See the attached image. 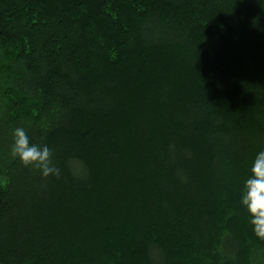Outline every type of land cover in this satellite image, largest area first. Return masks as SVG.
I'll list each match as a JSON object with an SVG mask.
<instances>
[{"label": "trees", "instance_id": "16d2710c", "mask_svg": "<svg viewBox=\"0 0 264 264\" xmlns=\"http://www.w3.org/2000/svg\"><path fill=\"white\" fill-rule=\"evenodd\" d=\"M261 150L264 0H0V264H264Z\"/></svg>", "mask_w": 264, "mask_h": 264}, {"label": "clouds", "instance_id": "9594fccd", "mask_svg": "<svg viewBox=\"0 0 264 264\" xmlns=\"http://www.w3.org/2000/svg\"><path fill=\"white\" fill-rule=\"evenodd\" d=\"M10 156L21 165L32 166L39 170L42 177L56 173L50 166L49 147L29 142L25 130L16 127L12 131ZM250 176L244 181L239 202L246 212L253 235L264 240V150L259 151L250 167Z\"/></svg>", "mask_w": 264, "mask_h": 264}, {"label": "rangeland", "instance_id": "374dc122", "mask_svg": "<svg viewBox=\"0 0 264 264\" xmlns=\"http://www.w3.org/2000/svg\"><path fill=\"white\" fill-rule=\"evenodd\" d=\"M159 59H160V58H159ZM156 60H158V59L156 58ZM156 63H157V64H160V61H156ZM169 65H170V68H173V67H174L173 65L171 66V64H169ZM186 69H187V68H186Z\"/></svg>", "mask_w": 264, "mask_h": 264}]
</instances>
